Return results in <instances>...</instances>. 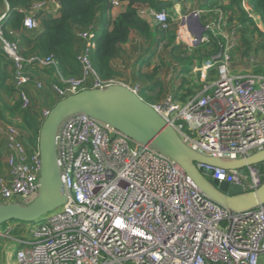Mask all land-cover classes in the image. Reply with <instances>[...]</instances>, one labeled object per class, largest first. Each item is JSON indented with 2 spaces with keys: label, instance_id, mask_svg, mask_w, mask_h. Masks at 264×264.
<instances>
[{
  "label": "built area",
  "instance_id": "1",
  "mask_svg": "<svg viewBox=\"0 0 264 264\" xmlns=\"http://www.w3.org/2000/svg\"><path fill=\"white\" fill-rule=\"evenodd\" d=\"M112 4L119 6L115 0ZM240 6L248 18L246 24L264 36V25L251 0H241ZM60 8L57 0L34 3L23 27L31 32L40 30L38 14L53 17ZM9 11L8 0H0V54L13 61V81L23 109L32 103L26 86L35 82L43 89L42 81H33L36 68L54 71L58 82L52 91L60 100L114 85L126 86L139 95L140 85L129 87L98 74L92 61L98 30L79 35L85 42L76 57L81 72L66 78L53 56L26 58L18 43L6 38L4 24ZM154 20L170 31L167 10L156 12ZM214 27L213 23L204 27L198 39L200 25L183 18L178 37L194 48L210 42L205 32ZM212 34L223 41L218 54L200 71L202 89L185 100L169 94L151 106L194 151L246 159L264 150V73L254 71L258 63L264 64V53L263 59L249 57L248 72L232 74L231 64L241 42L239 29L234 26ZM215 64L218 79L211 83L207 80ZM49 112L44 111V119ZM4 152L7 173L0 177V202H16L17 198L32 202L38 196L41 176L39 145L29 146L20 129L9 125ZM57 160L66 205L28 228L29 237H14V225L0 230V241L19 246L15 255L11 246L5 249V256L16 258L15 264H260L264 205L246 214H231L198 190L175 161L114 127L83 114L69 117L57 135ZM197 166L207 178L242 186L246 192L264 183V162L245 167L243 175L240 170Z\"/></svg>",
  "mask_w": 264,
  "mask_h": 264
},
{
  "label": "trees",
  "instance_id": "2",
  "mask_svg": "<svg viewBox=\"0 0 264 264\" xmlns=\"http://www.w3.org/2000/svg\"><path fill=\"white\" fill-rule=\"evenodd\" d=\"M38 1L48 0H8L10 11L4 24L5 36L7 39L18 43L21 54L26 58L53 56L58 61L60 71L65 77L79 76L81 70L76 57L85 45L84 40L79 35L90 30L101 31L97 38V48L92 55V61L100 77L105 80L123 77L127 69L126 65L118 66L117 60L121 59L124 62L126 59L128 60L124 55L123 47L129 42H131L130 53L142 50L144 47L142 43L144 42L148 43L154 50L153 55L158 53V47L162 43H170L173 46L170 56L173 61L179 62L181 65H193V61L198 56L199 59L204 58L200 48L194 50V53H189L185 49L182 54L189 57L187 60L181 58V52L177 53L180 48L174 46L175 36L171 30L164 31L158 26L154 33L149 23L139 15L138 10L134 7L136 3L147 2L159 12L165 8L173 7L179 0H121L128 1L129 6L114 18L111 15L113 9L111 0H57L61 6L59 13L53 17L42 13L38 14L40 30L31 32L23 27V21L33 4ZM233 1L238 4L240 13L245 17L244 22H248V18L240 6L241 0ZM251 4L264 25V0H251ZM246 31H250L249 28L242 30L243 35ZM259 33L261 32L259 31ZM211 36V44L215 51H218L220 49V44L216 40L218 38L212 33ZM245 45L248 47H246L244 55H249L252 47L249 43ZM203 52L207 54V49ZM207 56H210L209 53ZM147 64H150V59L147 60ZM9 68H14L13 61L6 55L0 54V120H6L9 114L21 119L22 125L19 129L26 143L35 148L38 146L43 114L35 104L33 106L31 104L26 110L23 109L20 99L15 100L14 107L10 106L11 104L8 103L6 97L13 96L15 99L16 89L8 85V82L13 80V77L8 74ZM42 70L39 68L32 70L33 81H43L40 75ZM158 73L159 68H155L151 75H146V78L153 81ZM153 83L149 87L140 86L139 95L141 98L142 91H147L148 94L155 92L159 82L154 81ZM27 91L29 93L28 89ZM142 99L149 104L156 102L151 94L146 99Z\"/></svg>",
  "mask_w": 264,
  "mask_h": 264
},
{
  "label": "water",
  "instance_id": "3",
  "mask_svg": "<svg viewBox=\"0 0 264 264\" xmlns=\"http://www.w3.org/2000/svg\"><path fill=\"white\" fill-rule=\"evenodd\" d=\"M197 20V18H194ZM202 31L198 35L201 39ZM83 114L121 131L141 146L172 159L186 172L195 186L231 214H246L264 205V183L254 191L242 186L211 180L197 164L225 170H240L264 162V150L246 159L232 160L205 156L185 144L177 132L154 110L151 104L123 85L84 90L59 100L44 119L39 132L41 176L38 196L29 204L0 202V227L10 221L37 222L67 203L61 170L57 160V135L63 122Z\"/></svg>",
  "mask_w": 264,
  "mask_h": 264
},
{
  "label": "rangeland",
  "instance_id": "4",
  "mask_svg": "<svg viewBox=\"0 0 264 264\" xmlns=\"http://www.w3.org/2000/svg\"><path fill=\"white\" fill-rule=\"evenodd\" d=\"M41 2V1H38ZM181 7L184 8V5L181 4ZM176 17H174V19L172 20L175 23H178V21H174ZM205 25L204 27L206 28ZM212 30V31H211ZM221 31H230L229 29L224 30V28L222 27L221 30L218 29V27H214L212 29H208V31H206L205 33L207 34V36L210 39V42H205V43H200L198 46L192 48V50L189 53H194L196 50V48H200L201 51V55L204 57V61H208L210 56L208 55V52L206 54V52H203L204 50V46H206L207 44L211 43V33L215 32L216 34H220ZM101 31H99V35H100ZM241 46L240 48H238V54L236 52V54L238 56H234L233 58V62L231 64V71L232 74H239L240 72L243 71V73L248 72L249 67H250V61L248 59H245L244 57V51L246 49V47H248L247 45H245L246 43H249V45H251V50H254V57H258L259 59H263V53H264V36L263 33H259V31H257L256 28L254 29H250V31H246L245 34L243 35V32H241ZM217 37V36H216ZM218 39L217 42L219 44H222V37L218 35L217 37ZM135 41V39H134ZM244 42H246L244 44ZM144 45L143 49L140 50L139 52H133L130 53V57L128 58V60L126 59L123 65H126V71L122 77V79H118L120 80L123 84L129 86V87H134L137 84L140 86H149V85H153L154 81H158L159 82V86L156 87L155 92H152L151 95L154 96V98L156 99L155 103L160 102L161 100L164 99V97H166V95H168V92L171 90L173 93L174 92H183L187 89V87H191L193 85L192 88H190L191 90H189V94L188 96L194 95L197 92H199L202 87H203V83L201 82V76H197L195 77V75L191 74L188 75V77H183L180 76V74H182L181 72L178 73V67L181 66V64L179 62L173 61L171 56H170V51L171 48L173 47L170 43H162L159 47H158V53L153 55L154 50L151 49L150 45L148 43H142ZM177 44V43H176ZM176 48H180L178 52H181V58H183L184 60L188 59V55L182 54L185 49L188 50V48H190L191 46L186 44L185 42H181L178 45H176ZM131 47V46H130ZM193 47V46H192ZM253 47L255 49H253ZM189 51V50H188ZM214 51V53H212ZM213 51L211 52L212 54L209 55H215L218 52H215V48L213 47ZM130 52V51H129ZM136 53L139 55H137L138 57H134V55H136ZM79 54V53H78ZM133 54V55H132ZM140 55H144L146 57L144 58H140L139 61H137L140 57ZM135 58V59H134ZM145 58H147L145 60ZM150 59V64H147V60ZM133 60V61H132ZM197 62L201 61V59L198 58L196 59ZM137 61V62H136ZM173 62V64L171 65V63ZM201 66V64H199ZM155 68H159V73L154 77L153 81L148 80L146 78V75H151L153 73V71L155 70ZM177 70V71H176ZM254 71L256 73H264V64L262 63H258V66L254 69ZM15 70L14 68H9L8 69V74L10 76H14ZM218 64L214 65V68L210 71V75H209V82H214L218 79ZM41 77H42V83H43V89H38L36 86L35 82L29 83L26 87L29 90L31 99H32V106L33 104H35L40 110L41 113L44 114V111L48 110L53 104H56V101H59L60 98H58V96H56V94L52 91L53 89V85L55 83L58 82L57 76L55 75L54 71L51 69H45L42 70L40 73ZM66 78H70V77H66ZM8 85L11 87H15V82L13 80L8 82ZM187 86V87H185ZM182 90V91H181ZM149 94L147 93V91H142L141 92V96L142 98L146 99L147 96ZM18 98V96H17ZM13 96H7L6 99L8 101L9 104H11L10 106L14 107L15 105V100H19V98L17 99ZM55 106V105H54ZM53 106V107H54ZM52 107V108H53ZM50 110V109H49ZM44 118H42L41 123H43ZM9 125H15L18 128H20V126L22 125V121L21 119H19L17 116H12V115H7L6 120H0V159H1V163L0 164H6V153L4 152L5 149V129L7 128V126ZM3 175H0V177ZM16 202H20L22 204H29L30 202L28 200H24L23 198H17ZM50 214V213H49ZM48 215V214H47ZM45 215V216H47ZM44 216V219H45ZM43 220V219H42ZM42 220H39L37 222H20V221H10L4 225H2L0 227V230H4L6 227L10 226V225H14V232H13V236L17 237V238H21V237H29V229L28 228H33L35 226H37L39 223L42 222ZM5 242H9V246H11V249L14 252V255L18 249V244L14 243L12 241L9 240H3ZM15 257L13 258V261L15 262ZM260 264H264V255H261L260 257Z\"/></svg>",
  "mask_w": 264,
  "mask_h": 264
},
{
  "label": "crops",
  "instance_id": "5",
  "mask_svg": "<svg viewBox=\"0 0 264 264\" xmlns=\"http://www.w3.org/2000/svg\"><path fill=\"white\" fill-rule=\"evenodd\" d=\"M115 1L119 2V6L113 7V9L111 11V15L113 16V18L116 17L119 13L124 11L129 6L128 1H121V0H115ZM181 4L184 5V8L181 7ZM134 7L138 10L139 15L149 23V25L151 26L152 30H154V33H155L158 25L154 20V14L157 11L147 2L146 3H141V2L136 3L134 5ZM165 10L168 11V13L170 15V21L172 22L170 30L173 33V35L175 36L174 46L176 43H177L176 45H178L179 43L182 42V40L179 39L178 34L180 31V25L182 23L183 18L184 19L186 18L188 22L192 23L195 21L194 20V17H195V18H197L196 22L199 25L201 24V25L205 26V25H211L213 23L214 26L218 27L219 30H221L222 27L224 28V30H226V29L230 30L234 26H237L239 29V32H240V39H241V35H242L241 32L243 29H245V28H249V30L253 29L251 25L246 24L247 22H244L245 17L240 13L239 8H238V4L234 3L233 0H213L210 2H205L203 0H179L175 3V5L173 7L165 8ZM46 15H48V14H46ZM174 17H176L174 21H178V23H175L172 21L174 19ZM259 21H261L260 17H259ZM192 34H194V33H192ZM130 45H131V42L124 45V47H123V50L125 52L124 55L127 58H129L131 56L130 52H129ZM240 46H241V44L239 45L238 48H240ZM197 49L198 48H196V50ZM206 49H207V52L209 54L214 53L213 45L211 43L204 46V50H206ZM253 49H255V48L253 47ZM188 50H189L188 52H190L192 50V48H188ZM215 52H219V50L215 51ZM236 52L238 54V52H239L238 49L236 50ZM236 52H235V54H236ZM217 54H215V55H217ZM237 54H236V56H238ZM253 54H254V50H252L251 53H249V55H244V57H245V59L249 60V57L253 56ZM137 55L138 54L136 53V55H134V57L137 58L139 56V55L138 56ZM215 55H210V58L208 61H204L205 59L203 58L199 62H197V60H194L193 65H188V66L181 65L180 67H178V73L181 72L182 74H180V76H183L186 78L188 77V75H191V74L195 75V77H197V76L199 77L202 67L205 64H207L208 62L212 61V59L214 58ZM144 57H146V56L140 55V57L137 61H139L140 58H144ZM146 59L147 58H145V60ZM123 62H124L123 60L119 59V60H117V65L121 67L124 64ZM199 64H201V66ZM196 68L198 69L197 71H195ZM149 86H147V87H149ZM185 87H187V86H185ZM192 87H193V85L191 87H187V89L184 91V94H183V92H178V91L173 93L170 90L168 92V95L169 94H176L178 96H181L182 100H185L189 94V90H191L190 88H192ZM149 94H151V93H149ZM16 98H17V94H16ZM0 163H1V159H0ZM6 173H7L6 164L5 163L0 164V175H5ZM7 248H9V242L8 241L5 242V241L1 240L0 241V264H15V262L13 261V258H8L7 256H5V249H7Z\"/></svg>",
  "mask_w": 264,
  "mask_h": 264
}]
</instances>
